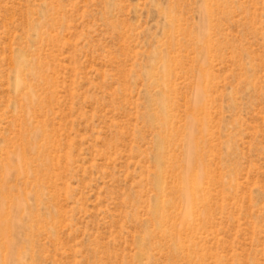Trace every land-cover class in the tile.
<instances>
[{"label":"rangeland","instance_id":"rangeland-1","mask_svg":"<svg viewBox=\"0 0 264 264\" xmlns=\"http://www.w3.org/2000/svg\"><path fill=\"white\" fill-rule=\"evenodd\" d=\"M0 264H264V0H0Z\"/></svg>","mask_w":264,"mask_h":264}]
</instances>
